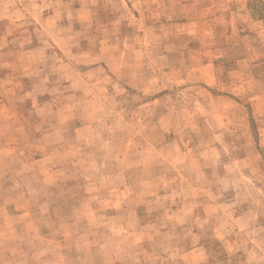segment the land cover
I'll return each mask as SVG.
<instances>
[{
	"label": "rangeland",
	"instance_id": "1",
	"mask_svg": "<svg viewBox=\"0 0 264 264\" xmlns=\"http://www.w3.org/2000/svg\"><path fill=\"white\" fill-rule=\"evenodd\" d=\"M0 264H264V0H0Z\"/></svg>",
	"mask_w": 264,
	"mask_h": 264
}]
</instances>
